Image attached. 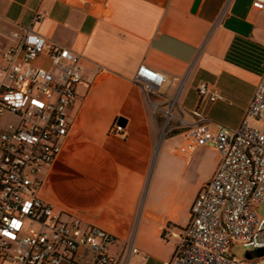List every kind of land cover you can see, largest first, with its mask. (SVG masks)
Here are the masks:
<instances>
[{
	"label": "crops",
	"instance_id": "1",
	"mask_svg": "<svg viewBox=\"0 0 264 264\" xmlns=\"http://www.w3.org/2000/svg\"><path fill=\"white\" fill-rule=\"evenodd\" d=\"M254 2L0 0V67L3 53L19 43L13 35L37 11L45 18L34 31L81 55L85 83L68 110L62 153L41 175L38 195L80 219L85 230L111 234L116 264H164L174 256L219 161L212 148L190 161L175 150L196 124L197 110L229 129L244 121L264 73V5L257 9ZM141 66L167 77L152 97L134 83ZM202 84L223 100L202 102ZM168 112L174 125L165 138L159 123ZM121 120L124 134L118 135L113 129ZM171 150L186 166L211 156L209 175L192 196L165 186Z\"/></svg>",
	"mask_w": 264,
	"mask_h": 264
},
{
	"label": "built area",
	"instance_id": "2",
	"mask_svg": "<svg viewBox=\"0 0 264 264\" xmlns=\"http://www.w3.org/2000/svg\"><path fill=\"white\" fill-rule=\"evenodd\" d=\"M64 3L94 0H59ZM264 0H255L261 9ZM45 18L37 11L27 28L13 36L19 43L2 55L0 67V264H116L109 249L115 238L80 219L56 211L38 195L43 175L60 156L70 123L68 110L84 85L81 55L34 31ZM134 83L147 96L167 83L162 73L141 66ZM202 102L222 101L207 84ZM182 135L175 155L190 161L205 148L218 166L192 206L190 222L174 256L164 264H260L264 249V73L246 117L237 129L210 122L201 111ZM167 126L173 114H166ZM251 122L256 123L253 126ZM183 126L188 124L182 123ZM113 132L124 134L119 123ZM242 244L254 258L239 260L229 249ZM134 254L137 250L132 251Z\"/></svg>",
	"mask_w": 264,
	"mask_h": 264
},
{
	"label": "rangeland",
	"instance_id": "3",
	"mask_svg": "<svg viewBox=\"0 0 264 264\" xmlns=\"http://www.w3.org/2000/svg\"><path fill=\"white\" fill-rule=\"evenodd\" d=\"M7 120H9V122H14V119L10 116L5 119V121ZM5 121L1 120L0 126L4 127ZM167 123L168 122L164 117L160 119V128H162L163 131H166L164 132L165 138L170 136L167 134V130L174 125V122H170L169 126H167ZM251 124L256 126V123L254 122H251ZM173 146L175 149L177 144L174 143ZM211 167L212 160L209 154L202 155L199 162L186 166L182 160L174 156L171 150L166 160V174L164 177L165 186L178 191L183 198L192 196L200 183L208 177ZM258 213L261 217H264V205L260 206ZM228 252L234 258L242 260L246 258L249 251L244 248L242 244H237L229 249ZM256 261L260 262V264H264V257L259 258L256 256Z\"/></svg>",
	"mask_w": 264,
	"mask_h": 264
},
{
	"label": "water",
	"instance_id": "4",
	"mask_svg": "<svg viewBox=\"0 0 264 264\" xmlns=\"http://www.w3.org/2000/svg\"><path fill=\"white\" fill-rule=\"evenodd\" d=\"M120 125L124 126L125 124V121H120L119 122ZM256 256L259 257V258H263L264 257V249H260V250H257L256 252ZM254 258V255L252 252H248L247 255H246V259L249 260V261H252Z\"/></svg>",
	"mask_w": 264,
	"mask_h": 264
}]
</instances>
